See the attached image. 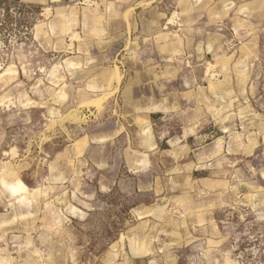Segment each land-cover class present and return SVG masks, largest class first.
<instances>
[{
  "label": "rangeland",
  "instance_id": "374dc122",
  "mask_svg": "<svg viewBox=\"0 0 264 264\" xmlns=\"http://www.w3.org/2000/svg\"><path fill=\"white\" fill-rule=\"evenodd\" d=\"M0 264H264V0H0Z\"/></svg>",
  "mask_w": 264,
  "mask_h": 264
},
{
  "label": "crops",
  "instance_id": "0c3cea01",
  "mask_svg": "<svg viewBox=\"0 0 264 264\" xmlns=\"http://www.w3.org/2000/svg\"><path fill=\"white\" fill-rule=\"evenodd\" d=\"M123 67V64L119 65V64H112L109 66V87H114L115 84H116V81H117V73L121 74L122 76V69ZM124 87V85H123ZM127 93L129 92H133V90L131 91L130 89H127L126 90ZM110 91H109V97L111 96L110 95ZM133 94V93H131ZM134 99L135 96H133ZM155 106V109L151 110L149 114H147V117L149 119H152L153 117V114L152 113H156V112H167L169 109H168V103L167 104H164V103H156L154 104ZM139 107V110L140 109H145V107H147L146 105H142L141 106H138ZM187 130V131H186ZM226 132L227 130L224 129ZM187 132L186 135L185 134H182L180 137H178L177 139L173 136H168L166 138V143L168 145H170V147L174 144H177V143H184L186 141L187 144H190L189 140L191 138V136H193L192 133H188L190 131H188L187 128H184L183 132ZM230 136V140H231V143H233V139L236 138L237 140L238 139V135L234 134V136L232 137L231 134L229 135ZM191 140V139H190ZM229 140V139H228ZM158 139L156 138L155 142H154V145H153V148L154 147H157L159 144H158ZM241 143L243 144V147H248L252 150V138H248L247 140L245 139H241ZM227 137H223L222 135L216 137L214 140H212L208 145H207V151L205 152L207 155V160L209 162V164L212 162L211 160H213V158L217 157L222 151L225 150L226 146H227ZM199 145L195 146L192 150H196V149H199ZM201 152V151H200ZM19 181L21 180H16V182H14L13 185L15 184H18ZM25 184V183H24ZM141 209H139V212H140ZM142 212V211H141ZM150 213L148 214H142L141 217H146L148 216ZM149 222L152 221V219H148ZM133 240L135 241V243L131 246V251H132V254L133 256H141V250L143 249V245H142V242L139 241V239H136V238H133ZM145 251L148 250V248H145L144 249Z\"/></svg>",
  "mask_w": 264,
  "mask_h": 264
}]
</instances>
